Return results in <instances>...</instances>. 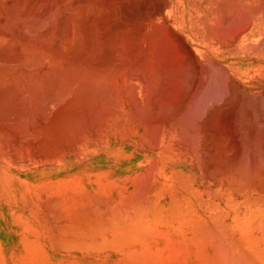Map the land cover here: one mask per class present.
<instances>
[{
	"label": "bare ground",
	"instance_id": "6f19581e",
	"mask_svg": "<svg viewBox=\"0 0 264 264\" xmlns=\"http://www.w3.org/2000/svg\"><path fill=\"white\" fill-rule=\"evenodd\" d=\"M222 132H227L226 136H223ZM228 134L231 135L229 139L234 138L232 139L234 142L231 141L234 146L230 145L231 143L226 144H229L228 148H231L230 146L237 148L238 154L234 152L235 149L232 153L239 157L238 164L234 163V166L238 168L239 165L245 172H247L245 167L249 165L250 168H254L253 170H256L255 167L262 170L260 167H264V159H261V156H264V0H0V231L17 227L18 214L39 209L43 197L51 202L69 197L73 202V199H83L80 196L90 198L89 196L93 194L91 195L93 199H90L94 200L97 194L90 193L89 186L98 188V194L105 189H120V195H127L133 199L139 197L140 200L141 196H149L151 200V197H155V202L151 200L154 205L147 197L142 202L134 199L133 204L135 205L137 201L138 206L145 200L147 203L144 202L143 205L146 207L147 204L148 210L155 207L156 198H160L165 204L158 206L159 211L172 213V216L169 213L168 215L173 218L176 214L180 219L179 215L184 216L189 211L188 206L186 208L188 205L186 193L191 180L189 171L200 170L204 164L207 166L212 163L214 166L219 161L217 156L219 151L227 150L222 147H225L227 141L225 138V142L224 139L220 141L222 139L220 136L227 138ZM248 134L251 136L249 142L243 141V135L246 138ZM252 138L259 140L250 142ZM218 140L220 144L223 142L225 145L222 143L221 146ZM212 150L213 161L210 157L211 162L207 163V157L211 155ZM249 152L252 157L250 158L248 154L249 157L246 158L247 155L244 158L243 155ZM228 155L224 154L222 160ZM225 160L222 162L227 163L225 164L229 167L227 169H231L230 166L233 168V164L229 166L228 160ZM252 165L255 167H251ZM219 169L223 172L225 167ZM207 171L201 175L214 174L213 171H208L209 173ZM249 171L251 173L252 170H248V176ZM263 172L259 174L262 175ZM238 173L240 174V171ZM239 174V177L243 176V172ZM223 176L226 179V175ZM250 177L246 176L245 180L248 183ZM228 179L226 182H230ZM258 179L257 181L264 185V182H260L264 180L262 176V180L260 177ZM251 180L249 185H253ZM263 185L261 187H264ZM246 186L243 184V187ZM195 190H192L193 194ZM209 190L211 189H207L208 193ZM208 193L206 194L209 195ZM195 194L197 197L198 194ZM72 196L79 197L72 199ZM30 199L32 203H29ZM80 199L75 202L81 203L79 205L82 206L83 200L81 202ZM146 200L151 203V207L153 205L152 208ZM206 201L203 204L207 203ZM51 202H48L49 207ZM62 202L56 203L60 207L58 211L63 207L59 205H64ZM202 202L200 201V204ZM100 203L96 204L97 206L93 205L95 206L93 210L97 213L106 211L105 205L101 207ZM116 203L119 204L117 201ZM217 203L214 202V205ZM66 205L70 206L68 202L65 203L67 208ZM54 206L51 205V208L56 207L57 211V206ZM85 206L88 213L89 209L86 204ZM90 206L91 209L94 208L91 204ZM140 206L138 209L141 211L137 209V212L140 211L142 215L133 211L131 213L134 216L135 214L147 216L144 214L147 210L142 213ZM65 207L62 211L66 210ZM68 208L71 209V206ZM121 209L127 211L126 208ZM46 210L45 212L50 213ZM80 210L83 211V206ZM62 211L61 215L64 216ZM77 211L73 213L78 216ZM154 211L151 212V218L156 215ZM123 212L127 214L124 210ZM91 213L93 215L94 212ZM82 214L83 212L79 216ZM109 215L105 216L106 220L109 219ZM112 215L110 219L113 218ZM185 215L187 217V213ZM79 216L76 218L79 219ZM89 216L85 217L96 219L95 215ZM99 216L102 219L101 225L97 219L96 224L102 226L104 217ZM85 217L81 216L82 221ZM214 217L218 218L216 216L212 218ZM156 218L157 216L154 219ZM160 219L164 221L161 217ZM115 220H111L114 224L110 222L115 225L114 227L123 228L125 225L127 227L122 219L120 224H124L123 226L117 224L121 220L116 221V224ZM110 223L108 221V224ZM74 225L71 223L70 226ZM230 225L231 223L229 226L227 224V227ZM217 226L219 228L216 230L219 231L222 227ZM73 227L75 230L78 225ZM95 227L97 225H94V230ZM72 229L68 231V227L65 231L71 233ZM125 230L126 233L128 229ZM194 230L196 233V229ZM227 230L225 228L227 233L233 232ZM76 231L79 233V230ZM96 231L99 234L104 230ZM209 231L213 234L210 229ZM217 231L221 238L226 233L224 230L223 234ZM203 232L200 230L201 234L199 232L197 234L201 236ZM124 235L116 237L125 243L121 239L125 238ZM163 235L167 236L165 233ZM249 235L251 236V233ZM241 236L244 237V234ZM205 238L207 243L208 238ZM61 239L65 240L64 237ZM238 240L234 241L240 243ZM87 243L89 242L85 244ZM92 243H95L94 241L90 244L95 245ZM172 244L170 242L169 247H172ZM229 244L232 243L228 241ZM236 246L238 248V245ZM228 248L224 249L231 251L233 256L237 249L232 251ZM172 250L175 252L176 249ZM177 250L175 253H169L172 257L176 256L177 262H183L188 253L183 247L180 249L177 247ZM229 251L227 253L225 251L226 254L223 251L222 253L229 256ZM239 255L237 257L241 256ZM133 256L132 259L129 258L134 259V262ZM148 256L150 258L151 254ZM159 258L156 261L155 258L151 260L158 263ZM233 258L231 262L239 260L237 262L239 263L242 260ZM252 258L255 259L254 256ZM201 259L200 263L203 264L205 259ZM220 259L227 260L225 257V260L223 257ZM145 261L148 263V260ZM208 262L209 260L207 264ZM243 263L248 264L246 261L239 264ZM249 263L252 264L250 261Z\"/></svg>",
	"mask_w": 264,
	"mask_h": 264
},
{
	"label": "crops",
	"instance_id": "0c3cea01",
	"mask_svg": "<svg viewBox=\"0 0 264 264\" xmlns=\"http://www.w3.org/2000/svg\"><path fill=\"white\" fill-rule=\"evenodd\" d=\"M223 133V136H226L225 135V133L227 134V132H222ZM221 134V133H220ZM229 135V134H228ZM227 135V138L228 137H231V135H229L228 136ZM249 135V134H248ZM247 135V136H248ZM246 136V138H245V136L243 135V141L244 140H246L245 142H249L248 141V139H251L250 137V135L247 137ZM220 137L222 138L221 140H220ZM218 139L220 140V141H223V139L225 138L226 139V141L227 142H225V139H224V141L223 142H225V144L226 143H231V141H232V139L234 140V138H231V139H229V140H227V138L226 137H222V135L220 136ZM242 138H240V141H241V143H242ZM219 140H218V142H219ZM253 140H256V139H254V138H252V140H250V142L252 141L253 142ZM259 139H257L256 141H258ZM235 141H237V140H235ZM222 142V143H223ZM232 142H234V141H232ZM245 142H243V143H245ZM222 143L220 144V142H219V144L222 146ZM236 144H237V142H235ZM234 143V144H235ZM224 144V143H223ZM224 144V145H225ZM229 144H226L227 145V147H226V145H225V147L224 146H222L223 148H227V150L226 149H222V150H220L219 152L220 153H218V159H219V163L218 162H216L215 163V165L214 166H219V165H221L220 167H222V168H224L225 167V169H223L224 171L223 172H221V170L219 169L218 170V168H220V167H218V168H216V167H214L213 166V164L212 163H209V162H211V161H213V160H211L212 159V157H214L213 155H212V153L214 152L213 150L210 152V154L211 155H208V159H207V163H209L210 164V166H209V164H207V166L204 164L203 165V167H201V169L200 170H198V169H193V171L191 170V171H189V174H190V178H191V180H193V182L191 183V180H190V182L188 183V186L190 187H188V192L186 193V203L188 204V205H186V208H187V206H188V212H186L187 213V217H186V213L184 214V216L183 215H179V216H181V220L179 219V217L176 215V214H174L173 216L175 217V218H173V217H170L169 215H168V213L169 212H167V214H166V211H159V207L158 206H160V205H163V204H165V201H163L162 199H160V198H156V203H155V207H153V203L152 202H155V197L153 198V197H151V200H152V202H151V200L149 199V196H146L149 200H150V202L153 204L152 205V207L150 206L151 205V203L149 204V201L148 200H146V201H148V205H149V207H151L152 209H150V210H148V208H146L147 207V204H146V207L143 205V203L145 202V200L143 201V203L142 204H139V206L140 205H143V206H140V208L142 209V213L145 211V210H147L146 212H144V214H147V216H145L144 214V216H141L142 214L140 213V209H138V204H137V201H136V206L133 204L134 202H135V200L134 199H136V197L133 199V198H131V197H129V196H127V195H120V193H119V191H120V189H105L104 190V192H103V190L102 191H100V193L98 194L97 192L99 191L98 190V188H96V187H88L89 189H88V191H90V193H95L94 195H98L99 197H100V200H99V197L96 195V196H94V200H99V201H97V202H93L94 200H92L93 198H92V196L91 195H93V194H91L89 197L90 198H92V199H90V198H87L86 196H80L81 198L83 197V199H80V201L82 202V200H83V204H82V206H83V211H79V209L82 207L81 205H79V204H81V203H79L78 204V202H75V200L76 199H73V198H75V197H79V196H72L71 198L73 199V202H72V200L70 199V200H68V198H66V199H62V198H60L59 200H56V202H55V200H53L52 202H53V204L55 205V206H57L56 205V203H58V204H61V202L62 203H64V205H59V206H63L62 208H64L65 207V203H69L70 204V206H71V209L70 208H68V207H70V206H67V208H66V210H64L63 209V211H62V208H61V210L60 211H58L59 209L58 208H60V207H58L57 206V211H56V207L52 204V202L51 201H49L46 197H43L42 198V200H41V205H40V208L39 209H35V211L34 212H30V213H24V214H18V216H17V227H15L14 229H12V228H10V229H7V230H4V231H0V264H69V262L71 263V264H133L135 261H136V263H134V264H138V263H142L143 261V263L142 264H145V260H148V263L146 262V264H160L159 262H161V264H201L200 262H201V258H203V259H205V256H206V259H207V261L209 260V262H208V264H231V263H233L234 264V262L236 263V264H239L240 262H243V261H246L248 264H250L249 263V261L250 262H252V264L255 262V264H256V262H257V264H264V228H262V226H264V200H263V198H264V189H263V191L261 190L262 188H264V187H261L262 185H263V183H262V185L259 183V181H257V179L260 177V179H261V176H262V179H264V167H260L262 170H260L259 169V167L257 168V167H255V166H251V167H255V169L257 170V169H259L260 171H262L263 172V174L261 175V174H259V173H262V172H260L259 170H257V173H255L256 172V170H253L254 168H250V165H249V167H245L246 168V171L248 172V170L250 169V170H252L251 171V173H250V171H249V176H248V174H247V172H245L244 170V168H242L241 169V167L239 166V165H237L238 166V168L236 167V166H234L235 164H238V156H236V154H233L234 152H236L237 153V148L235 149L234 147L232 148V146H230L231 148H228L229 146ZM235 144V145H236ZM230 145H233L232 143L230 144ZM220 146V147H221ZM234 146V145H233ZM235 147H237V145L235 146ZM234 149H235V151H234ZM226 151V153L224 152V151ZM231 151L230 153H228L227 151ZM221 151H223V152H221ZM234 151V152H233ZM233 152V153H232ZM220 154V155H219ZM224 154L225 155H228V157L227 158H224V160L226 159V160H228V165L229 164H233L232 166H233V168L230 166V168L231 169H229L230 170V172H229V170L227 169V167H226V165L225 164H227L226 162H222V161H224V160H222V157H225L224 156ZM230 154H233V156L232 155H230ZM238 154V153H237ZM250 155V158L252 157V155L250 154V152L249 153H247V154H245V155H243L244 156V158L247 156V155ZM222 155V156H221ZM249 155L246 157V158H248L249 157ZM217 156H215V158L217 157ZM221 156V157H220ZM243 156H241V157H243ZM261 156V155H260ZM211 157V158H210ZM220 157V158H219ZM240 157V158H241ZM253 157H255V156H253ZM257 157V156H256ZM255 157V158H256ZM209 158H210V160H209ZM215 158H213L214 160H215ZM235 158V159H234ZM255 158H253V159H255ZM257 158H259V157H257ZM261 159H264V156L262 155L261 156ZM220 160H221V162H220ZM225 160V161H226ZM231 160H234L235 162H232ZM251 160V159H250ZM229 162H231V163H229ZM235 163V164H234ZM224 164V165H223ZM223 165V166H222ZM209 166V167H208ZM212 166V167H211ZM213 169H211V168ZM235 167V168H234ZM240 167V168H239ZM204 168V169H203ZM205 168H207L206 170H205ZM229 168V167H228ZM237 168V169H236ZM209 169H211V170H209ZM220 172V173H218V171ZM233 169V172H231V170ZM244 169V170H243ZM209 171V172H211V171H213V173L214 174H212V173H210L209 175H207V174H204V175H207V176H204V175H201L202 173H206V171ZM216 170V171H215ZM234 170H237V172H235ZM198 171H199V174H197L198 173ZM202 171V172H201ZM207 171V173H209ZM240 171V174L238 173ZM243 172V176L242 177H239L238 176V174L239 175H241L242 174V172ZM254 171V172H253ZM201 172V173H200ZM253 172V173H252ZM227 173H229V174H227ZM246 173V174H245ZM254 173L256 174L255 176H254ZM188 174V175H189ZM226 175V179H228L230 182H226L227 180L225 179V176H223V175ZM231 174V175H230ZM244 174L247 176V178H249L250 177V175L251 174H253V175H251V177L253 178V180H251V177H250V180L251 181H253L252 183H253V185L252 184H250L249 185V183H250V180L249 179H247V180H249V183H248V181H246L245 179H246V176H244ZM214 176V177H211V176ZM234 175V176H233ZM258 175H261V176H258ZM195 176V177H194ZM210 178H209V177ZM222 176V177H221ZM254 176V177H253ZM258 176V177H257ZM232 177V178H231ZM233 177H235V179H237L238 181L239 180H241V182L239 181V182H236V180L235 179H233ZM244 177V178H243ZM194 178V179H193ZM261 179V180H262ZM196 180V181H195ZM198 180V181H197ZM201 180V181H200ZM203 180H205V181H203ZM221 180V181H220ZM223 180H224V182H223ZM233 180H234V182H233ZM259 180V179H258ZM207 181V182H206ZM247 182V183H246ZM255 182V183H254ZM256 182H258L259 184H257ZM260 182H264V180L263 181H260ZM191 183V184H190ZM203 183V184H202ZM230 185H229V184ZM238 183V184H237ZM217 184H219V185H217ZM232 184V185H231ZM243 184H244V186H246V184H248L246 187H243ZM193 185V186H192ZM193 188H192V187ZM233 186H236V188L234 187L233 188ZM240 186V187H239ZM264 186V185H263ZM198 187V188H197ZM206 187V188H205ZM209 187V188H208ZM192 188V189H191ZM217 188V189H216ZM228 188V189H227ZM230 188H231V190H230ZM240 188V189H239ZM242 188V189H241ZM195 189H197V190H195ZM203 189V190H202ZM207 189H211V190H209V193H208V191H207ZM213 189V190H212ZM220 189V190H219ZM235 189V190H234ZM239 189V190H238ZM109 190V191H108ZM191 190V191H190ZM195 190V192L196 191H199V193H197L198 194V196L196 197V196H194V194H195V192H194V194H193V191ZM237 190V191H236ZM240 190H241V192H240ZM242 190H244V191H242ZM205 191H207V192H205ZM210 191H212V192H210ZM216 192V194H215V192ZM219 191V192H218ZM228 191V192H227ZM230 191V192H229ZM248 191V192H247ZM102 192V193H101ZM107 192H108V194H107ZM201 192V193H200ZM218 192V193H217ZM225 192V193H224ZM235 192V193H234ZM193 195H192V194ZM206 193H208L209 195H207ZM233 193V194H232ZM248 193H249V195H248ZM105 194V195H104ZM190 194V195H189ZM197 194H195V195H197ZM213 194V195H212ZM232 194V195H231ZM260 194H262V195H260ZM199 195H201V196H199ZM204 195V196H203ZM211 195H212V197H211ZM219 195L221 196V197H219ZM108 196V198H106ZM124 196V197H123ZM194 196V197H193ZM232 196V197H231ZM258 196V197H257ZM85 197V198H84ZM95 197H98V198H95ZM110 197V198H109ZM127 197V198H126ZM131 199V201L132 200H134V201H130V199ZM142 198H140V200L137 198L136 200H138V201H141L142 202V200L144 199V198H146V197H143V196H141ZM200 197H202V198H200ZM231 197V198H230ZM247 197V198H246ZM261 197H263L262 199H261ZM101 198H102V200H101ZM123 198V199H122ZM146 198V199H147ZM153 198V199H152ZM204 198H205V201L207 202V203H205V204H208L209 203V205H206L205 206V204H203L205 201H204ZM243 198H246V199H243ZM253 198V199H252ZM256 198V199H255ZM261 200H260V199ZM48 200V202H51V205L52 206H54L55 207V209L53 208H51V205H50V207H49V203L47 202V200ZM79 199H77V200H79ZM89 199V200H88ZM110 199H114V201L113 200H110ZM249 199V200H248ZM45 200H46V202L48 203H46L45 202ZM62 200V201H61ZM76 200V201H77ZM86 200V201H85ZM129 200V201H128ZM209 200H211V201H209ZM218 200V201H217ZM221 200V201H220ZM226 200H227V202H226ZM229 200H232L231 202L229 201ZM234 200V201H233ZM237 200H239V202L237 201ZM243 200V201H242ZM246 200V201H245ZM248 200V201H247ZM260 200V201H259ZM60 203H59V202ZM79 201V202H80ZM91 201V205H92V207H94V208H92L91 209V206H90V204H89V202ZM102 201V202H101ZM104 201H106V203L104 202ZM113 201V202H112ZM116 201L117 202H119V204L118 203H116ZM128 201V203H126ZM200 201H203L202 202V204H200ZM260 202V203H256V204H254L253 202ZM263 201V202H262ZM55 202V203H54ZM74 202H75V204H74ZM87 202V203H86ZM101 202V203H100ZM168 202V201H167ZM166 202V203H167ZM214 202H218L217 204H215L214 205ZM237 202V203H236ZM241 202V203H240ZM29 203H32V199H30V201H29ZM43 203H45V204H43ZM76 203L78 204V205H76ZM101 204V207H103V205H105L104 206V209L106 208V211H104L105 213H107V215H109L108 217H109V219H110V216L112 215V214H114V215H112L113 216V218L112 219H108V220H106L105 219V216H107V215H105V213L103 212V210H102V208H101V212H99V213H97L95 210H93V209H95V206H93V205H96V204ZM103 203V204H102ZM105 203V204H104ZM123 203V204H122ZM126 203V204H125ZM129 203H130V205H129ZM140 203V202H139ZM145 203H147V202H145ZM144 203V204H145ZM158 203H162V204H158ZM223 203V204H222ZM230 203H231V205H230ZM243 203V204H242ZM249 203V204H248ZM72 204V205H71ZM85 204L87 205V207H88V209L90 210H88V213L86 212V206H85ZM89 204V205H88ZM122 204V205H121ZM128 204V205H127ZM220 204V205H219ZM228 206H227V205ZM235 204V205H234ZM247 204H248V206H247ZM44 205H45V208H44ZM47 205V206H46ZM76 206V209L78 210H76L75 209V206ZM111 205H113V206H111ZM118 207H117V206ZM133 205H134V207H135V209L133 208ZM212 205V206H211ZM255 205V206H254ZM74 206V207H73ZM90 206V207H89ZM97 206V205H96ZM99 206V208H100V205H98ZM126 206V207H125ZM190 206V207H189ZM203 206V207H202ZM210 206V207H209ZM215 206H219V207H215ZM260 208H259V207ZM47 207V208H46ZM121 207L122 208H126L127 209V211L128 210H131V211H126L125 209H121ZM143 207V208H142ZM157 207V208H156ZM209 208V209H207V208ZM216 208V209H214V208ZM235 207V208H234ZM49 208H51V210H49ZM73 208L75 209V210H73ZM79 208V209H78ZM116 208H118V209H116ZM131 208V209H130ZM135 210H133V209ZM146 208V209H145ZM202 208H204V209H202ZM222 208H223V211H222ZM229 208V209H228ZM254 208V209H253ZM49 210L50 211V213H47V212H45V210ZM86 209V210H85ZM121 210V211H119L118 212V210ZM137 209L138 210H140L139 212H137ZM219 209V210H218ZM233 209V210H232ZM46 210V211H47ZM94 212L93 213V215H92V211ZM99 209L97 208V211H98ZM123 210L127 213V214H125L124 212H123ZM151 210H155L154 211V213H156V215L155 216H157V218L156 219H154L155 218V216H153L152 218H153V220H152V218H151V216H152V213L151 212H153V211H151ZM202 210V211H201ZM216 211L217 213L215 214V212H212V211ZM48 211V212H49ZM52 211V212H51ZM53 211H55L56 212V214H55V212H53ZM61 211H62V213L64 212V216H62L61 215ZM65 211H69V213H65ZM77 211V214H78V216H79V214H81L82 212H83V214L81 215V216H83V217H90L89 215H91V217L92 216H94L95 215V217H96V219H97V221H99L98 223L100 224L101 222H102V219H101V217L99 216V215H101V216H103L104 217V223H103V227L102 226H100L99 224H96L97 223V221H96V219H94V217L92 218V220L89 218H83L84 220H87V221H82V218H81V216H79V219H77L78 218V216L76 215V213H73V212H76ZM135 213V212H137V213H140V214H135V216L132 214L133 212ZM149 211V212H148ZM192 211V212H191ZM219 211H222V212H220L221 214H218L219 213ZM44 212V213H43ZM57 212H58V214H57ZM89 212L91 213V214H89ZM109 212V213H108ZM117 212H118V214H117ZM122 212H123V214H122ZM132 212V213H131ZM148 212V213H147ZM48 215H47V214ZM52 213H54V214H52ZM85 213V214H84ZM116 213V214H115ZM31 214V215H30ZM74 214L76 215V216H74ZM97 214H99V215H97ZM121 214V215H120ZM170 214V213H169ZM172 214V213H171ZM170 214V215H171ZM204 214H207V215H204ZM215 214V215H214ZM223 214V215H222ZM22 215V216H21ZM39 215V216H38ZM47 215V216H46ZM69 215V216H68ZM74 217H73V216ZM117 215H118V217H117ZM123 215V216H122ZM128 215H130V217L128 216ZM137 215H140V216H137ZM176 215V216H175ZM218 215V216H217ZM247 215V216H246ZM249 215V216H248ZM28 216V217H27ZM51 216H53V217H51ZM68 216V217H67ZM99 216V217H98ZM120 216H122V217H124V218H126L125 219V221H124V218H122V217H120ZM135 217V218H133V217ZM172 216V215H171ZM192 216H195V218L194 217H192ZM213 216H216V217H218L217 219H215V217L214 218H212ZM55 217H56V220H55ZM77 217V218H76ZM102 217V218H103ZM129 217V220L127 219ZM138 217V218H137ZM160 217L162 218V219H164V221L163 220H161L160 219ZM178 217V218H177ZM190 217H191V219H190ZM53 218H54V221H53ZM68 220H67V219ZM117 218H119V220H117ZM124 221V223H126L127 224V227H126V225L125 226H123L124 224H120L121 222H122V220ZM220 218V219H219ZM225 218V219H224ZM42 219V220H41ZM58 219H60V220H58ZM74 219H75V221H74ZM115 220L114 222H115V224H116V221H120V222H117V224L118 225H122L123 226V228L121 227V226H119V227H121V228H119V227H114L113 226V222H111V220ZM159 219V220H158ZM184 221H183V220ZM187 219V220H186ZM193 219V220H192ZM200 219V221H198ZM246 219H248V220H246ZM52 220V221H51ZM81 220V223H79V221ZM94 220V221H93ZM105 220L107 221V222H105ZM128 222H127V221ZM211 220H213L212 222H211ZM34 221V222H33ZM74 223H73V222ZM77 221V222H76ZM108 221H109V223L111 222V223H113V224H108ZM129 221H130V223L131 224H133V225H131L130 223H129ZM155 221V222H154ZM195 221H196V223H195ZM219 221H221V222H219ZM52 222V223H51ZM53 222H54V224H53ZM89 222V223H88ZM137 223L138 224V226H137V224H134V223ZM224 222H226V224L224 223ZM228 222V223H227ZM65 223V224H64ZM66 223H69V224H66ZM71 223L72 224H75L76 225V227H77V225H78V227H77V229L75 228V225H74V227L73 226H70L71 225ZM83 223H84V225H83ZM87 223V224H86ZM107 223V224H106ZM129 223V224H128ZM214 223V224H213ZM224 223V227L222 226V224ZM231 223V225H230V227H227V224H228V226H229V224ZM243 223H244V225H243ZM55 224H58L57 226L55 225ZM61 224V225H60ZM64 224V225H63ZM106 224V225H105ZM145 224V225H144ZM164 224V225H163ZM174 224V225H173ZM184 224V225H183ZM191 224V225H190ZM234 224V225H233ZM94 225H97V227H95V230H94ZM130 225V226H129ZM215 225V226H214ZM217 225H221L220 226V230L219 231H221L222 229L225 231V228H226V230L229 228L231 231L233 230V232H231V233H227L226 231V233H224V231L222 230L221 232H222V234L224 235V236H222V238L220 237V234H218L217 235V233H216V231L218 230H216V228H219ZM59 226H60V228L61 229H63L64 231H65V229H67L68 230V227H69V230L68 231H70V228L72 229V227L73 228H75V230H73L72 229V231H71V233L69 232L68 233V231H63V230H61L60 228H59ZM81 226H83V227H81ZM93 228H91V227ZM107 226V227H106ZM112 226V227H111ZM132 226H134V227H132ZM136 226V227H135ZM154 226V227H153ZM194 226H196V227H194ZM207 228H206V227ZM226 226V227H225ZM231 226H233L232 228L233 229H231ZM63 227V228H62ZM79 227H81V228H84V229H81V228H79ZM106 227V228H105ZM127 228L128 229V231L125 233L124 232V230H125V228ZM142 227V228H141ZM156 227V228H155ZM163 227V228H162ZM203 227V228H202ZM244 227V228H243ZM91 228V229H90ZM96 228H98V229H96ZM100 228V229H99ZM136 228H140L139 230L138 229H136ZM155 228V229H154ZM180 228V229H179ZM204 228L207 230L208 228L213 232V234L212 233H210V231H209V229L206 231V230H204ZM80 229H81V232H83V233H81L80 232ZM86 229V230H85ZM102 229L104 230L103 232H99V234H98V232L96 231V230H98V231H102ZM126 229V230H127ZM188 229V230H187ZM194 229H196V233H195V230ZM198 229V230H197ZM203 229V230H202ZM234 229H235V232H234ZM59 231V232H57V231ZM76 230H79V233L76 231ZM90 230V231H89ZM125 230V231H126ZM138 230V231H137ZM160 230V231H159ZM163 232H162V231ZM182 230V231H181ZM200 230H201V233H202V231H204L203 232V235L204 234H206V236L205 237H207L208 239V241H207V243H206V238L203 236V235H201V236H199L198 234L200 233ZM216 230V231H215ZM230 230H227L228 232L230 231ZM263 230V231H262ZM75 232V234H74V232ZM84 231H85V233H84ZM114 231H116L117 232V235H121L122 233V235H124V234H127V236H125V238L123 237V238H121L122 240H124V242L127 244H125V243H123L122 241L120 242V240L116 237L117 235H116V232H114ZM118 231H119V233H118ZM130 231V232H129ZM157 231V232H156ZM160 232V234H162V236L159 234V232ZM214 231H215V233H214ZM219 231H217V232H219ZM63 232V233H62ZM97 232V233H96ZM166 232H168V233H166ZM170 232H171V234H170ZM197 232H199L198 234H197ZM244 232V233H243ZM247 232H249V233H247ZM58 233V234H57ZM84 236L86 233H87V235H85L84 237L83 236H81V234ZM128 233H131V234H128ZM163 233H165V235L167 234V236H164L163 235ZM178 233V234H177ZM200 233V234H201ZM251 233V236L249 235L248 236V234H250ZM62 234V235H61ZM209 234H211L210 236H209ZM226 234V235H225ZM237 234V235H236ZM241 234V235H243L244 234V237L243 236H239V235ZM247 234V235H246ZM58 235V236H57ZM61 235V236H60ZM116 235V236H115ZM122 235L120 236V237H122ZM132 235V236H131ZM174 235V236H173ZM229 235V236H228ZM246 235V236H245ZM257 235V236H256ZM76 236H79L80 237V239H78ZM87 236V237H86ZM118 236V237H119ZM144 236V237H143ZM190 236V237H189ZM217 236H219V237H217ZM226 236V237H225ZM228 236V237H227ZM253 236V237H252ZM260 236V237H259ZM65 238V240H62L61 238ZM83 237V238H82ZM114 237H116L117 238V241H116V238H114ZM153 237V238H152ZM204 237V238H203ZM224 237V238H223ZM239 238V240H238V238ZM247 238V239H244V238ZM251 237V238H250ZM71 238V239H70ZM112 240H111V239ZM141 238V239H140ZM200 238V240H198ZM69 239L71 240V241H69ZM144 239V240H143ZM176 239H179V240H177L176 241ZM188 239V240H187ZM197 239V240H196ZM231 239L233 240H238V241H240V243L238 242V243H236L234 240L233 241H231ZM241 239V240H240ZM77 240V241H76ZM108 240H109V243H107L108 242ZM111 240V241H110ZM115 240V241H114ZM155 240H157V241H155ZM191 240V241H190ZM202 240V241H201ZM205 240V241H204ZM215 240V241H214ZM219 240V241H218ZM229 242H231L232 244L234 243H236L235 245L233 244V247H232V249L230 248L231 247V245L229 246L228 245V241ZM244 240H246V241H244ZM255 240H257L256 242H254ZM36 241V242H35ZM65 241H66V243H65ZM68 241V242H67ZM80 241V242H79ZM83 241V242H82ZM95 242V243H92V244H95V245H91L90 243L91 242ZM130 241V242H129ZM146 241H148V242H146ZM198 241V242H197ZM214 241V242H213ZM216 241H218L217 243V245H216ZM222 241V242H221ZM227 241V245H226V242ZM243 241V242H242ZM249 241H250V243H249ZM72 242L74 243L73 245H71L72 244ZM82 242V243H81ZM86 242H89V243H87V244H85ZM105 244H104V243ZM113 242H115L114 244H113ZM121 244H120V243ZM131 243V244H129L128 245V243ZM170 242H171V244H172V247H169V244H170ZM200 242V243H199ZM220 242V243H219ZM225 244H224V243ZM248 242V243H247ZM61 243V244H60ZM71 243V244H70ZM112 243V244H111ZM196 243H198V245L196 244ZM214 243V244H213ZM223 243V244H222ZM82 244V245H81ZM85 244V246H83ZM89 244V245H88ZM110 244V245H109ZM120 245V247H119V245ZM124 244H125V246H124ZM168 244V245H167ZM200 244H202V245H200ZM74 245H76V246H74ZM87 245V246H86ZM97 245V247H95ZM102 245V246H101ZM221 245H223V246H221ZM225 245V246H224ZM236 245H238V248H237V246ZM141 246V247H140ZM163 246V247H162ZM169 248H168V247ZM171 246V245H170ZM183 247L184 248V250L188 253V256H187V258L183 261V262H177L176 261V256L175 255H173V257H172V255L170 254V253H173L174 251L172 250V249H176L177 250V247H178V249H180V247ZM199 246V247H198ZM204 246V247H203ZM206 246V247H205ZM236 248H235V247ZM239 246H241V247H239ZM127 247V248H126ZM140 247V248H139ZM151 247V248H150ZM160 247V248H159ZM196 247V248H195ZM218 247V248H217ZM219 247L221 248V247H224V248H228V249H230V250H232V251H235L236 249V251L234 252V254H233V256H235V258L237 259V258H239L241 261L239 262V263H237L238 261L236 260V261H233V262H231V260H232V258H233V256H231V251H229V253H230V255L229 256H231V257H229L228 256V254H227V256L226 255H224V254H226L228 251H227V249H224V248H221V249H219ZM247 247V248H246ZM250 247V248H249ZM259 247V248H258ZM67 248V249H66ZM102 248V249H101ZM139 248V249H138ZM168 248V249H167ZM197 248L199 249V250H197ZM203 248V249H202ZM216 248V249H215ZM235 248V249H234ZM240 248V249H239ZM243 248V250L244 249H246V250H241ZM153 249V250H152ZM158 249V250H157ZM195 249H196V251H195ZM205 249V250H204ZM135 250V251H134ZM147 250H149V251H147ZM176 250H175V252H176ZM200 250H202L201 251V253H200ZM226 251V253H225V251ZM259 250V251H258ZM134 251V252H133ZM146 251H147V253H146ZM151 251V252H150ZM178 251V250H177ZM190 251V252H189ZM222 251H223V253H222ZM253 251V252H252ZM262 251V252H261ZM112 252V253H111ZM122 252V253H121ZM125 252H126V254H125ZM137 252V253H136ZM148 252H150V253H148ZM159 252V253H158ZM170 252V253H169ZM174 252V253H175ZM197 252H199V253H197ZM218 252H219V254H218ZM221 252V253H220ZM237 252V253H236ZM260 252V253H259ZM26 253V254H25ZM37 253H39V254H37ZM119 253V254H118ZM121 253V254H120ZM129 253V254H128ZM135 253H136V255H135ZM140 253H143V254H140ZM144 253H146L145 255H144ZM156 253V254H155ZM162 253V254H161ZM233 253V252H232ZM244 253V254H243ZM247 253H251V254H247ZM113 254V255H112ZM118 254V255H117ZM128 254V256H126L125 257V255H127ZM148 254L150 255L151 254V257L149 258V256H148ZM159 254V255H158ZM214 254V255H213ZM219 255V257H218V255ZM241 257H237L238 255ZM245 254L247 255V256H245ZM130 255V256H129ZM133 255H135V256H133ZM140 255V256H139ZM164 255V256H163ZM166 255V256H165ZM191 255V256H190ZM195 255V256H194ZM203 255V257H201V256ZM205 255V256H204ZM210 255V257H208ZM215 255H217V256H215ZM222 255V256H221ZM48 256V258H46L45 259V257H47ZM117 256V257H116ZM118 256H120V257H118ZM132 256H133V258H135V261L133 262V260H131L132 259ZM137 256V257H136ZM139 256V257H138ZM244 256V257H243ZM251 256V258L254 256V258L256 259H254V260H252L251 258H249ZM35 257V258H34ZM106 257H108V258H106ZM122 257H124V258H122ZM127 257L129 258V259H127ZM146 257V258H145ZM147 257H148V259H147ZM155 259H154V258ZM160 257V258H159ZM161 257H162V259H163V262H162V259H161ZM201 257V258H200ZM220 257L222 258L223 257V260H225V259H227V260H225V261H222V259H220ZM224 257H225V259H224ZM246 257V258H245ZM260 257V258H259ZM100 258H102V259H100ZM140 258V259H139ZM144 258H145V260H144ZM158 258H159V260L160 261H157L158 263H156L155 261L156 260H158ZM231 258V259H230ZM235 258H233L234 260H235ZM244 258V259H243ZM248 258V259H247ZM40 259V260H39ZM116 259V260H115ZM121 259H123V260H121ZM136 259H138V260H136ZM151 259H154L155 261H152ZM201 259V260H200ZM206 259H205V261H204V263L203 264H205V262H206V264H207V261H206ZM220 259V260H219ZM229 259H230V262H229ZM252 261H251V260ZM37 260V261H36ZM45 260V261H44ZM48 260V261H47ZM118 260V261H117ZM120 260V261H119ZM124 260H125V262H124ZM131 260V261H130ZM262 260V261H261ZM31 261V262H30ZM44 261V262H43ZM105 261V262H104ZM121 261H123V262H121ZM127 261V262H126ZM202 261V262H203ZM121 262V263H120ZM133 262V263H132ZM172 262V263H171ZM175 262V263H174ZM191 262V263H190ZM199 262V263H198ZM224 262V263H223ZM229 262V263H228ZM243 264H246V263H243Z\"/></svg>",
	"mask_w": 264,
	"mask_h": 264
}]
</instances>
